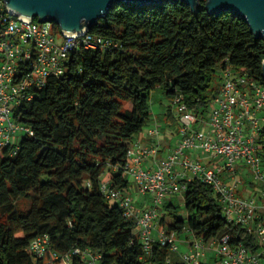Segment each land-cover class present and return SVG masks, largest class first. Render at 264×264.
<instances>
[{
    "label": "trees",
    "instance_id": "trees-1",
    "mask_svg": "<svg viewBox=\"0 0 264 264\" xmlns=\"http://www.w3.org/2000/svg\"><path fill=\"white\" fill-rule=\"evenodd\" d=\"M89 32L122 46L76 49L63 75L50 77L15 109V118L32 133L0 148V264H34L28 248L40 234H49L60 251L80 245L103 252L106 263L143 264L134 223L125 220L118 202L106 198L101 183L111 179L130 186L128 152L152 120V91L161 86L172 100L181 93L191 111L206 116L219 66L246 69L264 83V38L232 11L212 14L206 0L196 11L183 0L117 3ZM165 118L178 134L173 109ZM186 182L187 216L166 201L163 212L170 220L163 215L164 226L205 239L227 230L212 185L198 177ZM232 227L257 249L253 234ZM157 249L153 264H186L166 263L168 249Z\"/></svg>",
    "mask_w": 264,
    "mask_h": 264
},
{
    "label": "built area",
    "instance_id": "built-area-1",
    "mask_svg": "<svg viewBox=\"0 0 264 264\" xmlns=\"http://www.w3.org/2000/svg\"><path fill=\"white\" fill-rule=\"evenodd\" d=\"M121 46L111 37L64 33L53 21L16 15L0 0V148L15 146L13 135L20 131L32 133L15 118V109L31 101L50 77L63 75L76 49L113 51ZM221 68L223 80L206 116L191 111L181 93L173 98L179 139L167 156H160L162 129L157 124L149 130L152 145L138 141L129 149L130 186L122 188L111 179L101 183L106 198L116 200L125 220L134 223L143 264H153L158 247L168 249L166 263L178 253L186 264H264V83L230 63ZM195 177L219 194L230 226L209 239L189 230L196 239H186L187 249L180 251L177 232L162 223L163 207L171 195L183 197L186 181ZM135 192L144 197L142 204ZM232 225L253 234L257 249L240 240ZM28 249L34 264H117L106 263L104 253L91 247L57 250L49 234L34 237Z\"/></svg>",
    "mask_w": 264,
    "mask_h": 264
},
{
    "label": "water",
    "instance_id": "water-1",
    "mask_svg": "<svg viewBox=\"0 0 264 264\" xmlns=\"http://www.w3.org/2000/svg\"><path fill=\"white\" fill-rule=\"evenodd\" d=\"M16 15L39 21H53L64 33L90 31L100 19L107 17L117 4L128 2L140 6H156L166 0H5ZM178 1V0H176ZM186 1L194 11L201 8L203 0ZM212 14L232 11L245 18L252 31L264 38V0H206ZM264 75V63H263Z\"/></svg>",
    "mask_w": 264,
    "mask_h": 264
},
{
    "label": "rangeland",
    "instance_id": "rangeland-1",
    "mask_svg": "<svg viewBox=\"0 0 264 264\" xmlns=\"http://www.w3.org/2000/svg\"><path fill=\"white\" fill-rule=\"evenodd\" d=\"M58 40L61 41L62 40V36L61 34H58ZM222 68L221 66H219L217 68V72L212 80V85H211V88L213 87H219L220 84L222 83ZM151 106H152V118L151 119H154L156 118L155 116H157V114H159L160 118L164 121L165 120V117H166V113L170 110V109H173V111L175 112V115L178 117L177 115V109H176V104L175 102L168 98L166 93H165V89L161 86L155 88L153 91H152V95H151ZM151 122V121H150ZM176 126V125H175ZM173 126V127H175ZM25 135V132H18L17 134L13 135V143L14 144H17L21 141L22 137ZM178 136V139H179V135L177 134ZM191 153V152H189ZM130 179L132 181V176H130ZM223 179H226V176H223L222 177ZM244 194H247V193H244ZM135 197L137 200H139V197L140 195L137 194L135 192ZM148 199L150 197V195L147 196ZM111 202H116V200H110ZM167 201H172L174 202L176 205H178V208H179V213L181 215H184V216H187V212H186V209L184 208V205H183V197H181L180 195L178 194H173L170 196V198L167 199ZM166 216L169 220H170V216L166 213H162V216ZM177 243L179 244V247H180V251H185L187 249V245H186V242L185 240L186 239H196V235L194 233H192L191 231L189 230H184L182 232H178L177 233ZM178 254V253H176ZM210 254L212 255V252H210ZM179 255V254H178ZM263 261H264V257H263Z\"/></svg>",
    "mask_w": 264,
    "mask_h": 264
},
{
    "label": "crops",
    "instance_id": "crops-1",
    "mask_svg": "<svg viewBox=\"0 0 264 264\" xmlns=\"http://www.w3.org/2000/svg\"><path fill=\"white\" fill-rule=\"evenodd\" d=\"M156 118L152 119L149 125H147L144 130L138 135L135 142L140 141L144 145H152L154 143V137H152L149 133V130L151 127H154L155 125L159 124L162 129V134L160 136V144H161V151L160 156H167L168 153L174 148V146L177 144L178 136L174 133V130L172 127H170V122L168 120L163 121L159 114L155 116ZM200 154V153H199ZM145 167H151L152 162L146 161L144 164ZM141 201V204L144 201V197H139V203ZM174 261H181V258L178 254L174 255Z\"/></svg>",
    "mask_w": 264,
    "mask_h": 264
}]
</instances>
